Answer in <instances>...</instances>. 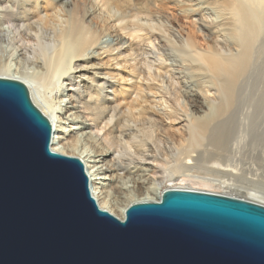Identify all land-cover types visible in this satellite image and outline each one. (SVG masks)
Returning a JSON list of instances; mask_svg holds the SVG:
<instances>
[{
    "label": "bare ground",
    "instance_id": "bare-ground-1",
    "mask_svg": "<svg viewBox=\"0 0 264 264\" xmlns=\"http://www.w3.org/2000/svg\"><path fill=\"white\" fill-rule=\"evenodd\" d=\"M121 1L0 0V51L6 38L34 65L17 72L0 57V76L28 85L52 122V150L81 159L99 206L122 220L130 204L160 200L164 181L184 182L173 188L214 186L194 174L208 162L232 175L243 170L253 186L243 197L264 202L256 187L264 189V0H197L218 16L209 23L198 8L201 26L214 37L208 49L179 36L154 11L157 0ZM95 11L103 29L91 24ZM108 30L111 40L103 39ZM158 34L177 53L175 65L159 51L165 46H156ZM182 69L197 87L187 95ZM171 129L187 136L188 148L165 166L159 147ZM229 137L233 152L243 153V168L198 151Z\"/></svg>",
    "mask_w": 264,
    "mask_h": 264
},
{
    "label": "water",
    "instance_id": "water-1",
    "mask_svg": "<svg viewBox=\"0 0 264 264\" xmlns=\"http://www.w3.org/2000/svg\"><path fill=\"white\" fill-rule=\"evenodd\" d=\"M52 136L28 85L0 76V264H264V202L170 187L122 220Z\"/></svg>",
    "mask_w": 264,
    "mask_h": 264
},
{
    "label": "rangeland",
    "instance_id": "rangeland-1",
    "mask_svg": "<svg viewBox=\"0 0 264 264\" xmlns=\"http://www.w3.org/2000/svg\"><path fill=\"white\" fill-rule=\"evenodd\" d=\"M132 1L134 2V0ZM132 1H129V3L130 2L132 3ZM197 3H198L197 0H193V1L192 0H189V1L188 0H159V1L157 0L156 4L154 3L155 4L154 11L155 12L157 10L162 11L161 14H163L167 18L168 22L173 27L174 31L179 36H181L184 40L190 39L194 41L197 47L201 49H208L214 45V41H212L214 40L213 39L214 37L213 35L212 36L210 35L211 33L208 32L204 28V26L203 27L201 26L202 25L201 19L198 15V12L200 10H198V8L202 7L205 17L209 18V20L208 19L206 20H208V22L211 21L209 23H212L213 21H214L213 23L218 22V18H217L218 16H217V12L210 5L205 4V3H200V5H196ZM193 9H195V11ZM95 12H96L95 15H93L95 17L93 18L91 17L92 18L91 24L96 25L98 29H103L102 28L103 23L102 21H100L101 19L100 20L98 19L99 12L98 11H95ZM213 18L216 19V22ZM104 34L102 36H104L103 39L105 40H111L114 37V33L110 32V30L106 31ZM4 42L3 43L5 44V51H4L5 53L3 51L2 52L0 51V57L4 59V62L7 63V65L12 66L17 72L19 70L22 71L23 69H31V68L33 69L34 68L33 64H31L28 61H25L17 52H14L15 50L13 49V44L10 40L5 38ZM154 42L156 46L161 45V44L165 46L162 49L159 48V51L161 53L163 52V56L166 61L168 60L167 61L168 64L170 63V65L172 64L175 65L178 62L179 57L177 53L174 50L170 49L168 44L167 43L165 44V42L160 39L159 34L154 37ZM187 71H188L187 69L181 70V76H183L182 77L183 79H181V82H182L181 86L183 87L182 89H185V92H186V93L184 92L185 95H187L188 92L195 90L197 88L195 82L192 80L189 72ZM184 102L186 103V107H189V103L186 99ZM201 106L202 105H200V109H194L195 112L200 113V110L203 109V107ZM168 133L169 134L164 138V140H162L163 143L159 142L161 144V147L162 146L163 147L162 148L159 147L161 151L159 153L161 155L159 154L160 156H159L158 161H160L161 164L165 166L174 164V160H177L178 156H180L179 157L180 159L184 158L186 156V152L188 148V143H185V138L187 136L183 138L180 136V134L176 133V131L172 129L168 130ZM168 139L170 140V142ZM177 141H179V143ZM231 141L232 140L229 137V138H226L225 140L226 143L224 142V143H221L220 145H217V144L209 145L208 143L204 142V145L200 146L198 148V151L205 152L209 156L210 155L211 156L221 155L222 157H230L231 159H235L236 165H239L241 166V168H243V165H242L243 153L242 151L233 152V144ZM172 143L175 145H173ZM184 143L187 147L184 145ZM224 144H226V146H224ZM177 145L178 146L180 145L181 147L180 146L178 147ZM182 146H184L185 148H183ZM198 151L194 152V154H198L199 153ZM212 163L213 162H208L206 164L201 163L200 165L202 166V168H198V169L196 168L194 174L201 176V177L208 178V179H214L215 180L214 186H210L206 184H193V187L201 189V190H208V191L219 192V193H229V194H235L239 196L245 195L246 192L244 193L243 191H246L247 190L246 188L253 187L251 185V182L244 177L245 173L243 172V170H238L237 175H232V174H228V173L220 171L219 166L214 165V167L212 168ZM225 164H222L220 168L225 167L226 169H223V170H232V167L223 166ZM168 172L169 171H167V173ZM183 183L184 182L180 180L164 181L162 183V191L167 187H176V186L182 185ZM256 187L257 188L259 187L258 189L264 191L263 187H261L260 185H257ZM154 190L155 189L153 188L152 191L154 192ZM151 196L155 197V193H152Z\"/></svg>",
    "mask_w": 264,
    "mask_h": 264
}]
</instances>
